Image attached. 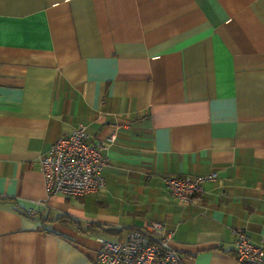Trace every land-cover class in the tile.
I'll return each mask as SVG.
<instances>
[{
    "label": "crops",
    "instance_id": "1",
    "mask_svg": "<svg viewBox=\"0 0 264 264\" xmlns=\"http://www.w3.org/2000/svg\"><path fill=\"white\" fill-rule=\"evenodd\" d=\"M78 125L117 137L71 197L40 160ZM154 220L187 264H241L233 228L264 248V0H0V264H97Z\"/></svg>",
    "mask_w": 264,
    "mask_h": 264
},
{
    "label": "built area",
    "instance_id": "2",
    "mask_svg": "<svg viewBox=\"0 0 264 264\" xmlns=\"http://www.w3.org/2000/svg\"><path fill=\"white\" fill-rule=\"evenodd\" d=\"M117 134L108 142L89 139L84 126H76L69 134L53 142L41 157V166L49 190L77 197L97 192L105 187V167L108 158L103 151L112 145ZM218 172L204 175L166 176L165 186L181 201H191L203 190L206 180L215 179ZM236 236L234 251L241 264H264V248L255 244L243 228H233ZM175 231L159 220L131 228L124 240L98 238L100 248L97 264H187L172 246Z\"/></svg>",
    "mask_w": 264,
    "mask_h": 264
}]
</instances>
